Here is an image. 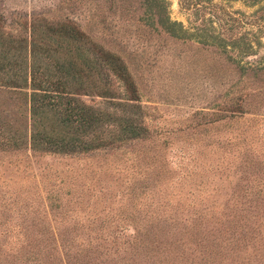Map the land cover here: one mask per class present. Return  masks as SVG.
<instances>
[{
  "label": "rangeland",
  "instance_id": "1",
  "mask_svg": "<svg viewBox=\"0 0 264 264\" xmlns=\"http://www.w3.org/2000/svg\"><path fill=\"white\" fill-rule=\"evenodd\" d=\"M60 22L122 63L121 76L102 65L105 92L79 95L117 135L81 151L0 149V238L50 241L71 264L57 257L66 231L122 225V239L152 237L89 264H264V209L243 222L245 198L264 196V0H0L3 36L55 42L43 26Z\"/></svg>",
  "mask_w": 264,
  "mask_h": 264
},
{
  "label": "trees",
  "instance_id": "2",
  "mask_svg": "<svg viewBox=\"0 0 264 264\" xmlns=\"http://www.w3.org/2000/svg\"><path fill=\"white\" fill-rule=\"evenodd\" d=\"M30 23L32 32L36 22L32 20ZM43 27V36L55 38V42L31 32L29 36L15 39L0 33V149L26 145L32 149L71 152L103 145L106 140L114 139L117 135L114 128L98 127L106 116L85 103L79 95L90 90L98 94L105 92L109 86L100 81L105 74L102 65L121 76L124 75L122 63L116 55L88 40L69 22L45 23ZM86 50L94 55L96 64L89 60ZM21 98L23 107L17 103ZM123 130L125 133L130 131L128 135L132 137L145 134L142 133L144 128ZM243 202L247 203L243 219L247 224L250 216L258 218L250 209L254 208L256 212L264 209V196L245 198ZM203 217L204 213L197 212L191 220L195 233L197 228L200 231ZM10 228V225L0 224V236L10 237ZM82 228L75 227L74 234L66 231L67 240L58 243L57 257H64L66 263L104 262L111 250L132 254L134 247L141 245V240L148 241L152 237L149 229L140 227H134L131 235L123 239L121 235L125 226L122 225L85 231ZM90 231L93 233L90 238H74L79 233L89 234ZM199 233L197 237H200ZM8 242L0 238V260L4 264H23V261H28L26 264H56V256L50 252V241L47 246L48 241L32 239L18 242L14 248ZM209 260L213 261L210 257Z\"/></svg>",
  "mask_w": 264,
  "mask_h": 264
}]
</instances>
